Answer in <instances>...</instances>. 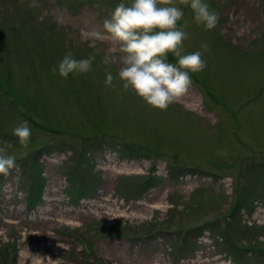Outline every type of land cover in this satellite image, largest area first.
<instances>
[{
	"label": "rangeland",
	"instance_id": "374dc122",
	"mask_svg": "<svg viewBox=\"0 0 264 264\" xmlns=\"http://www.w3.org/2000/svg\"><path fill=\"white\" fill-rule=\"evenodd\" d=\"M121 2L0 0V142L18 165L0 175V264H264V0H205L212 30L175 0L185 53L206 43L207 67L165 111L102 62L119 43L89 46ZM68 51L91 70L53 73Z\"/></svg>",
	"mask_w": 264,
	"mask_h": 264
},
{
	"label": "clouds",
	"instance_id": "9594fccd",
	"mask_svg": "<svg viewBox=\"0 0 264 264\" xmlns=\"http://www.w3.org/2000/svg\"><path fill=\"white\" fill-rule=\"evenodd\" d=\"M184 6L190 7L197 24H202L205 30H212L219 21V14L205 0H180ZM34 7L35 5H30ZM66 10L57 14L61 20ZM184 17V11L177 6L175 0H130V3H119L112 13L111 19L103 22L104 32L92 31L93 39L90 47H95V40L103 39L107 34L119 43V58L105 56L106 65L119 63L117 77L122 81L124 90H131L142 98L149 106L165 111L170 105L183 97L192 85L191 74L203 72L207 62L203 59V51L208 45L202 44L203 51L185 53L183 41L188 39V33L179 23ZM169 54L175 62H169ZM94 56L77 59L72 51H68L52 72L65 79L69 74H83L91 70ZM109 71L106 73V86H112L114 79ZM33 119L42 123L39 117ZM13 135L19 144L27 149L31 140L32 129L27 120L19 122L13 129ZM0 175H9L17 169L16 156L8 154L12 144L0 142ZM227 149L218 150V155L227 156ZM27 155V152H25Z\"/></svg>",
	"mask_w": 264,
	"mask_h": 264
},
{
	"label": "trees",
	"instance_id": "16d2710c",
	"mask_svg": "<svg viewBox=\"0 0 264 264\" xmlns=\"http://www.w3.org/2000/svg\"><path fill=\"white\" fill-rule=\"evenodd\" d=\"M260 169H264V165H262L261 166V168ZM152 179H150V181H151ZM145 184H147V183H145ZM40 190V193H38V196L40 197V194H41V192H42V190H41V188L39 189ZM38 197V198H39ZM248 200H249V198L247 199V200H245V202L246 203H248ZM28 201H29V207H33V206H37V204L40 202V201H38V203H36L37 201L35 200V199H33V198H31V197H29V199H28ZM254 201V200H253ZM243 202H244V200H243ZM252 202V201H251ZM244 206H246V205H244ZM248 206H251V203L248 205ZM241 207H243V206H241V202H240V205L238 204V206H237V208L236 209H241ZM251 211H252V209H251ZM250 210H249V212H251ZM201 229L202 228H200V230H197L198 231V233L200 234V232H201ZM199 234L198 235H195V237H193L192 239L190 238H187V239H185V241L183 242V243H180L179 245H178V250L180 251H183V249L185 250L186 248L187 249H189V245H191L193 242H194V239H196V238H198L199 237ZM178 251V252H179Z\"/></svg>",
	"mask_w": 264,
	"mask_h": 264
},
{
	"label": "bare ground",
	"instance_id": "6f19581e",
	"mask_svg": "<svg viewBox=\"0 0 264 264\" xmlns=\"http://www.w3.org/2000/svg\"><path fill=\"white\" fill-rule=\"evenodd\" d=\"M186 95V94H185ZM185 95L183 96V97H181V98H184L185 97ZM194 104V103H193ZM191 106H192V104H191ZM132 169V168H131ZM115 172V171H114ZM113 172V173H114ZM111 173V172H110ZM162 205V204H161ZM151 210H153V209H161V208H163L162 206H160V205H155V206H152V207H149ZM149 211V210H148Z\"/></svg>",
	"mask_w": 264,
	"mask_h": 264
}]
</instances>
